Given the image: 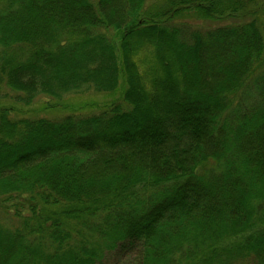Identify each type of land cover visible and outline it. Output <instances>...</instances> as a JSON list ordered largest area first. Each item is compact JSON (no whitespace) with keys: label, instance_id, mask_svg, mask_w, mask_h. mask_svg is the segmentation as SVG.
Returning <instances> with one entry per match:
<instances>
[{"label":"trees","instance_id":"1","mask_svg":"<svg viewBox=\"0 0 264 264\" xmlns=\"http://www.w3.org/2000/svg\"><path fill=\"white\" fill-rule=\"evenodd\" d=\"M3 86L0 264H264V0H0Z\"/></svg>","mask_w":264,"mask_h":264},{"label":"rangeland","instance_id":"2","mask_svg":"<svg viewBox=\"0 0 264 264\" xmlns=\"http://www.w3.org/2000/svg\"><path fill=\"white\" fill-rule=\"evenodd\" d=\"M202 24H204V28H208L213 25L208 22H204ZM86 91H82L79 93H68L66 95H63L64 102L61 103V107L55 108V111H62L59 112L62 115L68 111H76L78 113H89L92 111H97V109L102 104L108 103L113 99L120 97V93L118 90L114 94L99 93L95 92L92 89H89L87 92ZM0 94H7V96H0V101L7 102V104L13 106L16 111H20L18 112V114L20 115L26 113L31 114L28 111H35L38 108L41 109V105L44 100L42 98V95H38L36 96L34 103L29 106H25L22 103L15 101L13 96H15L16 93L5 86H3V90L0 91ZM12 215V213H7L0 208V222L8 225L15 224L18 220ZM134 258V254L132 252H122L117 249H114L111 251H107L99 260H95L94 264H132Z\"/></svg>","mask_w":264,"mask_h":264}]
</instances>
